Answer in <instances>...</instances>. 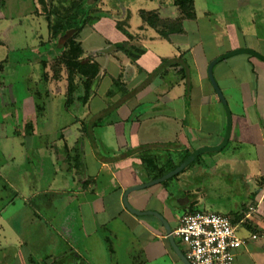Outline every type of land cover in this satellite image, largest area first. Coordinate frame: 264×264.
I'll return each mask as SVG.
<instances>
[{
	"label": "crops",
	"instance_id": "1",
	"mask_svg": "<svg viewBox=\"0 0 264 264\" xmlns=\"http://www.w3.org/2000/svg\"><path fill=\"white\" fill-rule=\"evenodd\" d=\"M193 3L196 16L181 19L175 0L100 2L97 16L77 35L82 58L100 64L87 99L86 77L70 76L59 61L54 67L53 57L45 60V68L38 65L46 77L21 82L20 72L16 83H0V104L11 97L14 112L24 119L12 135L18 137L16 152L22 155L15 173L21 185H28L14 188L15 198L0 201V264L27 260L56 264L59 258L49 255L51 251L42 262L6 250L26 243L24 231L33 220L53 218L65 207L82 216L84 206L90 210L87 219L97 214V223L89 222V237L97 235V246L104 247L97 258L91 252L90 264L96 259L97 264H184L163 222L150 213H161L171 226L174 207L225 214L246 241L235 264H264V0ZM142 11L156 13L158 26L145 21ZM179 22L182 30H172ZM163 29L167 36L161 34ZM119 44H126L125 49ZM59 51L63 55L64 49ZM217 58L213 75L222 83L231 123L209 77V63ZM163 60L170 62L163 67ZM21 84L26 95L17 105ZM228 123L231 134L223 149L200 154L177 174L149 185L176 169L192 151L221 144ZM145 156L156 160L160 172H168L152 179L159 170L150 171ZM171 166L175 168L170 170ZM4 167L0 166L3 181ZM223 167L229 169L228 176L240 177L246 185L242 187L245 201L226 211L208 200L200 203L186 188L189 179ZM72 182L80 192L72 196L77 204L69 199L77 192ZM175 193L190 200L171 203L170 199H177ZM125 197L139 213L126 206ZM9 207L18 208L14 211L23 219L15 222V215L7 213ZM180 221L181 217L172 229ZM12 234L15 237L10 239ZM115 242L125 243L123 253L118 254ZM63 260L60 257L59 264Z\"/></svg>",
	"mask_w": 264,
	"mask_h": 264
},
{
	"label": "rangeland",
	"instance_id": "2",
	"mask_svg": "<svg viewBox=\"0 0 264 264\" xmlns=\"http://www.w3.org/2000/svg\"><path fill=\"white\" fill-rule=\"evenodd\" d=\"M39 1V0H38ZM47 1V5H46ZM81 1H85V8H90V5H92V9L89 11L91 13L97 12V9L95 6L104 0H41L42 4L40 3V8L42 12H39L38 9L35 11L37 16H34L32 13L33 9V2L32 0H7L5 3V6H3L2 9H0V12L4 15H0V60L2 61L3 57H6V54H8V60L10 65L9 69L5 71L1 66L0 70V83L1 84H7V83H16V80L19 76V73L21 72V82H26L24 79H28L29 77H43L44 71L40 68V63L38 62L41 59H48L55 55V53L59 52L60 48L53 44L52 42L45 43L44 45L39 44L36 46V44L39 43V38H46L48 35H46V22L47 17L45 18V13L48 14V9L52 5H57L59 3L65 4V6L71 7L76 9L78 5L81 4ZM108 2L110 0H107ZM70 4V5H69ZM57 9H61V6H57ZM73 11V10H71ZM42 14V16H40ZM33 17H35V20H33ZM43 29V30H42ZM96 36L98 35L97 32H95ZM48 38V37H47ZM101 40V38L99 39ZM98 40V41H99ZM42 43V40H41ZM71 43V42H70ZM42 45V46H41ZM89 48V46H87ZM61 57L58 59L60 61ZM21 62L22 69L14 68L15 65ZM25 63V64H24ZM36 63V64H35ZM24 64V65H23ZM8 65V64H7ZM163 67L167 66V64H163ZM160 66V67H162ZM32 67V68H31ZM33 68L36 70L34 71ZM163 69H159L161 71ZM32 71L36 73V76H32ZM56 71L54 70V73ZM218 73V72H217ZM216 78V77H215ZM4 82H2V81ZM217 81V79H216ZM219 87L222 86V83L219 79L217 82ZM221 84V85H220ZM26 86L22 85L19 86V95L24 96L26 95ZM11 97L6 99V102L2 105L0 104V166L5 165V180L9 182L4 184V181L0 176V193H2V197L0 198L1 202H7L12 198H15L17 196V191L15 192L13 189L16 188H25L28 185H21L20 181H18V176H16V163L20 161L21 158V152H16L17 146V139L18 137H14L12 135L15 131L14 128L21 127L22 125H19L20 121L22 122L23 119L17 118L15 119L13 116H10L7 118L4 117L5 112L14 113V103L11 102ZM225 105V104H224ZM16 115H19L16 113ZM15 115V116H16ZM63 124V123H62ZM7 136V137H6ZM34 161V160H33ZM36 163V161H34ZM33 164V163H32ZM224 168V171H223ZM220 170L216 171V173H213L211 175H205L201 177L198 175L195 180L189 179L187 184V189L194 191V196H197L200 198V203L203 200H208L214 208H217L222 211H226L229 209H233L236 204H242V202L245 201V197L243 194L242 187L246 186L244 182H242V179L240 177L236 176H228L229 169L227 167H223ZM1 172V171H0ZM224 172V173H223ZM1 174V173H0ZM158 185V184H157ZM39 187H43V185L38 184ZM72 186L74 190H77L78 186L76 187V183L74 184L72 182ZM155 186V185H154ZM149 187V186H148ZM150 187H153L152 185ZM72 192L71 197L69 198L72 203L77 204V198H73L72 196L75 195L78 192ZM177 199H170L169 201L171 203H177V201H180L182 203H185L186 201L190 200L189 196H184L183 194H174ZM80 196V195H79ZM75 200V202H73ZM58 207V206H57ZM72 207V206H71ZM18 208L15 207H9L8 208V214L15 215L12 218L15 219L14 221H20L23 219V214L20 212H16ZM12 211V212H11ZM18 211V210H17ZM174 216H173V223H171V227H175L177 224V220L185 213L184 208L182 207H174ZM8 214L3 215V219L6 221V216ZM90 210L89 207L84 206V212L82 216H79L77 213L73 212L71 208H64L59 209L55 214L54 217L51 218L50 216L47 217L50 218V221L48 220V223L45 219V221L42 220H33L28 227H26V230L24 231L25 236V244L23 246H11L6 251L9 255H14L17 253V256L20 254L22 257L28 258L29 255L33 256V258L36 260L37 258L42 261V259H45V257L49 254H54L55 258L58 257L62 259L64 257L63 252L67 251V249L72 245L74 247V250L77 253H80L83 255L84 262H89V255L91 252L93 253V257L97 258V253L103 254L104 247L100 244L97 246V235H92L89 237V233L91 232L92 223H97V214L92 215L90 218L91 220L87 219L89 217ZM43 216H45V213H43ZM233 217L232 215H230ZM66 221L64 224V220ZM12 220V219H11ZM168 221V220H167ZM8 222V221H6ZM89 223V224H88ZM113 223V222H112ZM120 223H123L121 220ZM76 226L75 230H71L66 240H68L71 244L68 245L66 240H63L61 235L66 237V233L63 234V226L65 225ZM62 227V228H61ZM59 229L58 231L55 230ZM51 230L52 234L49 233ZM73 231L75 233L73 234ZM60 232V233H59ZM115 246H117L116 249L118 254H121L125 251V243L121 244L119 246V242H115ZM182 248L184 246L180 245ZM93 248V249H92ZM21 252V253H20ZM68 256V255H67ZM66 256V257H67ZM64 257V260L65 258ZM69 258L65 261H67V264L71 263L70 260L72 256H68ZM49 258H52L49 257ZM59 259L56 262V264H59ZM89 261H88V260ZM63 260L64 263H66ZM94 260V258H93ZM43 262V261H42ZM62 262V264H63ZM36 263V262H35ZM61 263V261H60ZM14 264H21L20 261L14 263ZM30 264V263H26ZM38 264V263H37ZM40 264V262H39ZM41 264H51V262L47 263H41ZM74 264V263H73ZM97 264V259H96Z\"/></svg>",
	"mask_w": 264,
	"mask_h": 264
},
{
	"label": "built area",
	"instance_id": "3",
	"mask_svg": "<svg viewBox=\"0 0 264 264\" xmlns=\"http://www.w3.org/2000/svg\"><path fill=\"white\" fill-rule=\"evenodd\" d=\"M253 209L250 207V211ZM237 226L225 214L196 210L185 212L171 235L184 246L192 264H235L237 253L246 242Z\"/></svg>",
	"mask_w": 264,
	"mask_h": 264
},
{
	"label": "flooded vegetation",
	"instance_id": "4",
	"mask_svg": "<svg viewBox=\"0 0 264 264\" xmlns=\"http://www.w3.org/2000/svg\"><path fill=\"white\" fill-rule=\"evenodd\" d=\"M6 1L7 0H4V4L0 7L1 9L3 8V6H5V3H6ZM40 1V3L42 4V2H41V0H39ZM39 1L38 0H32V2H33V5H32V7L33 8H29V10L28 11H30V9H33L32 10V13L34 14V16H37V14L35 13V11L38 9V11L39 12H42V10H41V8H40V3H39ZM43 3H44V0H43ZM46 5H47V1H46ZM70 5V4H69ZM88 5H90V8H85V1H81V4L79 5V6H82V8H83V10L85 11V13H81V14H79V15H77L75 18L77 19V21H78V24H80L81 25V28H82V26L83 25H86L87 23H92L91 22V17H93V16H97V12H98V9H97V5L95 6V8L97 9V12H95V13H91L89 10L90 9H92V6H91V4H88ZM57 6H61V9L59 10V9H57L58 7ZM77 9L78 8H76V9H74V8H71V7H68L67 8V6H65V4H61V3H59V4H57V5H52L49 9H48V14L47 13H45V18L47 19V24H46V30H48V31H46V35H48L46 38H39V39H41L42 40V43H41V40H39V43L38 44H36V46L37 45H39V44H42V45H44L45 43H49V42H52L53 41V44L54 45H56V46H58L60 49H64V51H65V49L67 48V46H66V43H70V42H72V41H74V42H77V35L79 34V31L81 30V28L79 29V30H76L75 31V29L74 28H71V29H68V30H65L64 29V27H62V28H60L59 26H60V23H65L68 19L70 20V18H72V17H74L76 14H75V12H77ZM71 10H73V11H71ZM40 16H42V14H40ZM43 17V16H42ZM89 17H90V19H89ZM33 20H35V17H33ZM43 30V29H42ZM77 33V35H76V37H74L73 35H74V33ZM78 43V42H77ZM41 45V46H42ZM63 51V52H64ZM61 57V54H60V51L59 52H57V53H55V55L53 56V58H54V60L56 61H54V67H55V64H57V62H58V59ZM8 60V57H6V59H4L1 63H0V66H3L2 68L4 69V70H1L2 72L3 71H5V70H7V69H9L8 67H9V65H10V63H9V61H7ZM45 60H48V59H41V60H39L38 62L41 64V65H44L43 63H44V61ZM8 64V65H7ZM53 65H52V67H53ZM20 68V69H22L21 67H22V64H21V62H18L16 65H15V67L14 68ZM1 68V67H0ZM45 68V67H44ZM44 72H45V70H43ZM80 80H81V78H79ZM23 84H21V86H22ZM17 101H16V104L18 105V101H21L22 100V98H24V96H20L19 95V88H18V91H17ZM1 107H2V105H1ZM16 113L17 112H14V113H9V112H5V114H4V117L5 118H7V116L8 117H10V116H13L15 119H17V118H21V119H23V117L20 115V113H18L19 115H16ZM16 115V116H15ZM24 120V119H23ZM21 121H20V123H19V125H21ZM62 228V227H61ZM74 228H76V226H69L68 224L67 225H65V226H63V234H65L66 233V237L64 238V236H62L61 235V237H62V239L63 240H66V238H69L68 237V235H69V233L71 232V230L73 229V230H75ZM75 233V231H73V234ZM4 234V233H3ZM12 237L10 238V239H12L13 237H15L14 236V234H12L11 235ZM2 238H4V239H6L7 238V235L5 236V235H3V237ZM67 241V243H68V245H70L71 243L68 241V240H66ZM179 245H181L180 243H178ZM12 246H15V245H12ZM7 249H8V247H7ZM62 255H64V257H66L67 255L68 256H72V258L70 259L72 262L71 263H69V264H90V262L91 261H89L88 259V261L89 262H87V261H85L84 262V257H83V255L82 254H80V253H77L75 250H74V247L71 245L68 249H67V251H65V252H63V254ZM89 255V259H90V254H88ZM66 257L65 258V260H67L69 257ZM178 256V255H177ZM64 260V261H65ZM21 262V261H20ZM66 263H64L63 262V264H67V261H65ZM25 264L26 263H30V264H37V263H35V262H32V261H30V260H27V262H24ZM93 263V262H92ZM21 264H22V262H21ZM39 264V263H38ZM41 264V263H40ZM62 264V263H61Z\"/></svg>",
	"mask_w": 264,
	"mask_h": 264
},
{
	"label": "trees",
	"instance_id": "5",
	"mask_svg": "<svg viewBox=\"0 0 264 264\" xmlns=\"http://www.w3.org/2000/svg\"><path fill=\"white\" fill-rule=\"evenodd\" d=\"M175 3L181 9V14H182L181 19L194 18L196 16L193 0H175ZM3 4H4V0H0V7ZM77 8H78L77 12H75L76 15L70 18V20L68 19L65 23H60V26H59L60 28L64 27L65 30L74 28L75 31L81 28V25L78 24V21L75 17L81 13H85V11L83 10L82 6L78 5ZM142 17L145 21H148V23L153 27H156L159 24L158 16L154 12L142 11ZM180 24L181 23L179 22V24L172 25V30L175 29V30L181 31L182 29H181ZM121 25L122 24H120V26ZM124 32H126V30ZM161 32H162L161 34H163L164 36H167V33H169L167 29H163L161 30ZM129 34L130 33H127L126 35L130 36ZM76 35L77 33L75 32L73 36L76 37ZM66 46L67 48L63 52V55H61V59L59 62L64 64L65 67H67L68 72L70 73V76H74L80 73L86 77L85 86H84L86 89V95L84 97L85 99H87V96L89 95L88 93L90 90L89 85H91L93 83V80H95L99 76L98 74L100 73V66H99L100 64L96 61H92L89 58H86V59L82 58L84 50L82 49L79 43L72 41L71 43H66ZM118 46H121V48L125 49L126 44H119ZM169 62L170 60H163V64H167ZM43 64H44L43 66L45 67V61ZM56 72L54 75H56ZM46 75L47 73L44 72L43 77H46ZM42 107H43L42 105L40 104L38 105L39 111H42ZM186 157L187 155H185L184 159ZM143 162L146 164L147 168L150 171L158 169L156 160L153 159L151 156L143 157ZM173 168H175V166H171L170 170H172ZM167 172H168L167 170L161 169V172L159 170V172L156 173V175H154L152 179H155L156 177H160L166 174Z\"/></svg>",
	"mask_w": 264,
	"mask_h": 264
},
{
	"label": "water",
	"instance_id": "6",
	"mask_svg": "<svg viewBox=\"0 0 264 264\" xmlns=\"http://www.w3.org/2000/svg\"><path fill=\"white\" fill-rule=\"evenodd\" d=\"M218 60H220V58H217L215 59L214 61H212L211 63H209V69H208V72H209V77H210V80L213 84V86L215 87L216 91H217V94H219L221 100L223 101V103L225 104V107L227 109V113H228V116H229V123H231V115H230V112H229V109H228V106H227V102L222 94V91L220 89V87L218 86L215 78H214V75H213V67H214V63L217 62ZM228 123V124H229ZM230 134H231V125L229 124L228 128H227V132H226V135H225V139L224 141L219 144V145H215V146H209V147H201L199 149H196L194 151L191 152V154H189L187 156V158L176 168L174 169L173 171L169 172L168 174L164 175L163 177H160L154 181H151L149 182V185L150 184H153V183H157V182H160L164 179H167L175 174H177L178 172H180L181 170H183L184 168H186L191 162H193L194 160H196L198 158V156H200V154H203L205 152H209V151H216V150H220V149H223L230 137ZM125 204L126 206L129 207V209L131 210H134L133 208H131V206L129 205V203L127 202V199L125 197ZM135 212L139 213L138 211L134 210ZM154 213L157 217H159L161 219V221L163 222L164 226H165V229H166V232H167V235H168V238H169V241L172 245V248L174 249L175 253L178 255V257L181 259V261L184 263V264H192L189 259L186 257L182 247L178 244V242L175 240V238L171 235V231H172V227L170 226L169 222L167 221V219L165 217H163V215L159 212H155V211H150V213Z\"/></svg>",
	"mask_w": 264,
	"mask_h": 264
}]
</instances>
